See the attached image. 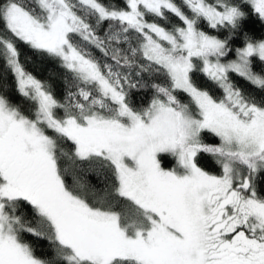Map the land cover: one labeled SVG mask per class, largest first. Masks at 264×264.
Instances as JSON below:
<instances>
[{
  "label": "snow or ice",
  "instance_id": "snow-or-ice-1",
  "mask_svg": "<svg viewBox=\"0 0 264 264\" xmlns=\"http://www.w3.org/2000/svg\"><path fill=\"white\" fill-rule=\"evenodd\" d=\"M0 264H264V0H0Z\"/></svg>",
  "mask_w": 264,
  "mask_h": 264
},
{
  "label": "trees",
  "instance_id": "trees-1",
  "mask_svg": "<svg viewBox=\"0 0 264 264\" xmlns=\"http://www.w3.org/2000/svg\"><path fill=\"white\" fill-rule=\"evenodd\" d=\"M24 51L28 55H32V53L28 52L27 49H24ZM29 69L33 71L40 79L47 80L49 79V74L52 70L55 69V65L47 60H41L39 57H33L32 62L29 64ZM55 84L57 91L59 92L60 89V83L58 76L53 81ZM18 99V98H17ZM206 161H208L209 164V170L215 171L216 168L214 165L211 164V158L205 157ZM88 179L91 181L92 184L96 185L97 187L100 186V183L95 175H89ZM68 181L71 183V177H68ZM35 243L38 245L37 247V254L38 255H51L50 247L47 243V241H35Z\"/></svg>",
  "mask_w": 264,
  "mask_h": 264
}]
</instances>
